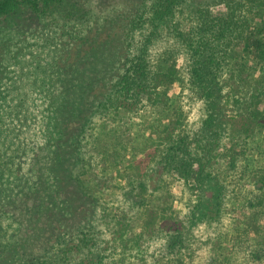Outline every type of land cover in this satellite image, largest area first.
<instances>
[{
  "label": "trees",
  "instance_id": "1",
  "mask_svg": "<svg viewBox=\"0 0 264 264\" xmlns=\"http://www.w3.org/2000/svg\"><path fill=\"white\" fill-rule=\"evenodd\" d=\"M191 1L0 0V264H70L74 253L89 251L86 226L98 204L113 228L120 225L118 231L139 221L140 236L149 234V223L172 216L179 201L166 179L149 184L150 167L176 170L184 179L200 181L207 174L208 180H225L211 174L215 139L200 149L189 143L192 137L180 120L184 109L176 104L179 109L169 110L174 102L169 92L180 84L200 99L205 113L201 129L214 137L220 126L217 95L232 97L238 82L233 70L230 83L218 77L222 63L217 58L224 51L233 57L231 43L242 39L246 55L264 61V17L258 8L252 11L263 1L223 0L218 13L209 2ZM53 19L58 20L53 23L56 32L47 25ZM88 22L80 35L69 36L70 26ZM41 52L49 56L46 65ZM181 53L186 80L180 78L184 66L175 61ZM162 67L165 92L157 104L141 108ZM256 86L249 84L247 98L239 102L243 112L234 111L255 125L236 134L254 140L250 148L257 139L264 143V123H254L264 114V96ZM33 102L40 103L39 110L32 109ZM100 111L107 121L104 127L94 123ZM35 122L40 141L30 147L22 171L19 157L27 149L22 140ZM233 146L228 141L224 150H216L223 171L234 167ZM226 174L230 176L229 169ZM120 190L136 212L128 220L123 213L119 224L109 197ZM243 199V207L251 208L248 219L258 218L261 194ZM240 245L236 242L233 248ZM238 252L232 256L237 258ZM92 259L75 264H120L121 249L115 246L104 263Z\"/></svg>",
  "mask_w": 264,
  "mask_h": 264
},
{
  "label": "rangeland",
  "instance_id": "2",
  "mask_svg": "<svg viewBox=\"0 0 264 264\" xmlns=\"http://www.w3.org/2000/svg\"><path fill=\"white\" fill-rule=\"evenodd\" d=\"M197 1L199 5L209 2L214 13H218L224 8L221 4L223 0H195L191 1V4H196ZM245 1L250 2L249 0ZM262 1L260 7H255L252 11H256V8H258L259 13L264 17V0ZM147 4L150 5V1ZM146 8L149 10L148 6ZM57 21L53 19L47 22V25L54 32L58 31V26L53 24ZM89 24V22L77 23L72 27L70 26L69 36L75 38ZM242 45V39H234L231 43L232 48L229 49L230 55L233 51V57H229L227 52L224 51L217 58V63H222L218 71V77L228 79L227 83H230L232 79L229 77H232V75H229L230 71L233 70V80L238 82L231 90L232 97L224 93V96L223 94L217 95L220 100V107H217L216 117L217 122L220 120L218 123L220 126L217 125L213 130L214 137H207L201 129L205 113L200 99L195 97L187 88L180 89V84L179 89L169 92L171 99H174V102H169V110L176 111L179 109L176 104H181L184 109V112L180 115V120L187 128L185 129L182 126L183 129L192 137V141H189V143L196 144L197 149H200L202 145H207L208 140L215 139L216 147L211 152L214 161L211 174L225 176V180H208L207 174H203L200 181L199 179L195 180L193 177L184 179L176 170L164 172L162 168L157 170L150 167L148 170L150 176H146L149 184H157L164 178V180L166 179L167 188L172 191L173 198L179 199L176 206L171 208L170 215L172 216H166L158 224L149 223V234L145 233L140 236L141 230L136 226V222L139 223V221L129 224V226L125 225L122 227V231H118L120 225L113 228L104 217L102 204H98L86 226L89 251H83L78 255L74 253L70 258V264H75L78 261L90 262L92 258L104 263L112 258L115 246L117 249H121L122 261L120 264H260L264 260L261 259L264 254L258 255L264 251V143L257 139L256 145L250 148V145L255 142L254 140L247 137L236 138L239 130L247 129L249 126H252L253 130L255 125H252L253 121L247 123L248 119L240 120L241 117L237 115V112H234H243V104H239V102L243 101L244 95L247 98L249 84H257L256 88L258 87V89L256 91L264 96V61L257 58L251 59L246 55V50L242 48ZM39 47L43 51L45 50V45ZM41 54L43 55L44 65H46L49 56L44 52H41ZM175 61L179 66H184V71L180 69L182 71L180 78L186 80L188 76L185 71L183 53L175 58ZM225 61L228 62V65L225 64ZM168 65L169 63H165L166 67ZM166 67H162V70L156 76L154 88L151 94L149 93L148 98L141 100V108L145 105L149 106L150 103L157 104L160 94L165 92L163 85L161 86V81L167 80L162 77ZM237 67L239 69H236ZM183 83L185 82L183 81ZM226 89L228 88H223L222 92H225ZM233 100L238 102L232 103ZM40 107V103L33 102L32 109L34 111L39 110ZM37 115L38 118L41 117L39 113ZM256 121H263L264 123V114L261 118H255L254 123ZM106 122L103 113L101 111L97 112L94 117L95 126L104 127ZM261 129L264 131V125ZM195 132V135L191 134ZM209 132L211 133V131ZM39 141L40 134L38 125L35 122L27 127L26 135L22 140L27 147L25 153L19 157V168L22 171L26 170L30 147ZM228 141L234 144L231 155L236 161L232 169H230L232 165L228 168L230 176L227 177L228 169L226 171L222 170L223 165H219L216 160V158H219L216 150H224V147L228 145ZM234 151L242 152L234 154ZM231 176L234 178L233 180H231ZM108 186L112 187V184L109 183ZM258 192L261 194L263 203L262 206L257 208L263 211L258 210L259 217L251 220L248 219L252 216L251 208L248 204L243 207L245 201L243 196L252 199L253 194L257 196ZM109 200L114 206V215L118 216L116 219L119 224L123 218V213L127 214V220L134 218L136 208H134L131 199L124 190L110 195ZM220 205L223 208L222 210H220ZM188 211L195 217L190 216ZM215 216H218V218L210 220ZM132 221L134 222V220ZM180 241H183V243H180ZM236 242L241 245L234 249L233 244ZM235 250H239L237 258L232 256V254L235 255Z\"/></svg>",
  "mask_w": 264,
  "mask_h": 264
}]
</instances>
